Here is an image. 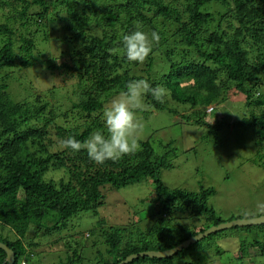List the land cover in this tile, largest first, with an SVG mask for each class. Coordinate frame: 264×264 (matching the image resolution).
I'll use <instances>...</instances> for the list:
<instances>
[{
  "label": "trees",
  "instance_id": "trees-1",
  "mask_svg": "<svg viewBox=\"0 0 264 264\" xmlns=\"http://www.w3.org/2000/svg\"><path fill=\"white\" fill-rule=\"evenodd\" d=\"M211 3L214 8L206 9ZM0 10V242L14 252L13 264H80L86 249H93L90 264H117L237 219L217 215L208 204L210 187L190 191L164 184L160 170L169 167V152L159 155L148 140L109 150L104 103L112 94L133 96V87L144 84L141 95L152 108L208 126L217 138V128L229 123L227 114L217 106L206 110L238 96L245 113L232 125L251 132L250 161L264 169V0H0ZM39 32L54 49L37 52L38 63L74 81L76 100L63 110L44 92L14 100L8 91L5 70L36 63ZM157 58L165 66L159 77L153 72ZM94 136L100 139L87 146ZM55 172L66 178L53 179ZM142 179L152 186L137 202L147 215L130 209L118 226L99 218L82 242L70 220L96 213L105 186ZM64 230L76 232V245L61 247L55 236ZM229 231L237 260L264 264L256 262L264 258V224L222 229L173 256H139L126 264H208L216 258L209 252L212 240ZM41 238L50 243L41 246ZM50 247L60 252L57 260L42 262ZM215 248L218 256L227 251ZM5 258L0 249V264Z\"/></svg>",
  "mask_w": 264,
  "mask_h": 264
},
{
  "label": "rangeland",
  "instance_id": "rangeland-1",
  "mask_svg": "<svg viewBox=\"0 0 264 264\" xmlns=\"http://www.w3.org/2000/svg\"><path fill=\"white\" fill-rule=\"evenodd\" d=\"M213 8L212 3L206 6L208 10ZM40 37H44L42 32L36 35V45L32 52L36 63L27 67L12 68L14 69L12 71L5 70L8 72V91L14 100H30L34 96V91L35 93L44 92L45 98L53 97L52 99L56 100L53 102L55 107H58L56 104L61 103L60 108L63 110L64 106L71 105V100H76L72 92L74 81L71 79L64 81L57 74H50L42 63H38L40 59L37 52H41V49L45 51L48 48L54 49V45L50 42L46 43ZM1 40L0 36V46ZM63 46L67 47L64 44ZM58 52L59 50H56L53 54L57 55ZM162 64L161 59H155L153 72L158 77L165 72V66L162 67ZM51 87L54 89L49 92ZM133 88V96L126 97L123 93L112 94L104 103V128L112 142L109 150L114 149L117 144L126 148H135L139 142L148 140L159 155L169 152L167 155L170 165L160 170L161 180L167 186L190 191H196L202 187L212 188L214 193L209 196L208 204L223 219L231 216L237 219H250L263 215L260 213L264 212V169L250 161L254 155L252 134L242 127L232 125L245 113L240 97L234 95L231 102L208 106L209 108L217 106L216 108L222 111V115L227 114L229 120L228 126L217 128L218 136L215 138L211 133H207L208 126H197L181 120L178 114L157 111L148 105L141 95L145 90L144 84ZM194 109L183 110L179 114H188ZM206 111L210 112L208 108ZM209 121L211 124L214 123L211 119ZM99 139V136H94L87 146ZM61 177L66 178V175L62 172L52 174L55 180ZM151 188V183L146 179L120 188L105 186L102 204L97 206V212L77 215L70 220V224L76 226L77 235L84 242L83 234L96 227L99 218L105 220L106 225L118 226L125 223L130 209L134 211L138 209V215L144 217L148 210L145 206L139 208L140 205L137 202L147 198ZM176 221L180 222V219ZM230 233L229 231L222 236L218 235L212 240L214 244L209 252L216 258L209 257L208 264H252L247 259L246 261L236 259L235 237ZM55 237L62 240L61 247L77 244L72 240L73 237L76 239L74 230L70 233L64 230ZM41 239V246H47L50 243L47 238ZM216 244L227 251L218 256L215 251ZM206 246L208 245L203 247ZM50 248L46 257L41 258L42 262L57 260L60 252L52 249L54 247ZM92 252L93 249H86L80 264H90ZM256 262L264 263V258L257 256Z\"/></svg>",
  "mask_w": 264,
  "mask_h": 264
},
{
  "label": "water",
  "instance_id": "water-1",
  "mask_svg": "<svg viewBox=\"0 0 264 264\" xmlns=\"http://www.w3.org/2000/svg\"><path fill=\"white\" fill-rule=\"evenodd\" d=\"M257 224H264V214L258 217L250 218V219H234L228 222H223L218 224L217 226H212L208 229H206L204 232H200L196 234L195 236L190 237L187 240H184L177 246H175L172 249L166 250V251H146V252H140L137 254H131L126 257L123 261L117 263V264H126L130 262L132 259H135L139 256H149V257H155V258H165L170 257L179 252L180 250L188 247L190 244L195 243L199 239L209 235L210 233L227 229L233 226H245V225H257ZM0 249L4 250L6 253L5 262L6 264H13L14 262V252L12 249H10L6 244L0 242Z\"/></svg>",
  "mask_w": 264,
  "mask_h": 264
},
{
  "label": "clouds",
  "instance_id": "clouds-1",
  "mask_svg": "<svg viewBox=\"0 0 264 264\" xmlns=\"http://www.w3.org/2000/svg\"><path fill=\"white\" fill-rule=\"evenodd\" d=\"M211 109H212V107H211V108L208 107V110H209V111H211Z\"/></svg>",
  "mask_w": 264,
  "mask_h": 264
}]
</instances>
